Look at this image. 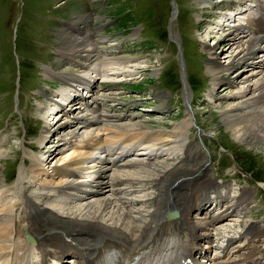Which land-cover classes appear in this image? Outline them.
<instances>
[{
    "label": "rangeland",
    "instance_id": "374dc122",
    "mask_svg": "<svg viewBox=\"0 0 264 264\" xmlns=\"http://www.w3.org/2000/svg\"><path fill=\"white\" fill-rule=\"evenodd\" d=\"M239 1L248 0H0V178L5 179L1 191L14 196L18 168L23 162H26L28 167L31 166L32 161L25 157V146H29V149L38 154L39 139L44 135L45 126L50 124L54 129L59 123L67 120L66 116L61 115L56 119L54 115L48 117L55 111L50 113L47 101L55 100L57 94H65V91L61 92L65 88L61 79L71 76L67 75L65 78L63 73L58 80L49 77L47 70L53 73L69 71L82 75L87 72L90 65H98L89 74L82 76H87L86 78L95 76L94 70L100 72V76L105 75L97 78V87L104 96L103 109L117 114L121 117L119 119L124 116L122 120L111 119L112 121H104L100 125L101 128L115 126L112 130L103 131L104 138L127 137L129 134L127 130H136L134 128L137 126L145 127L149 131L175 132V126L182 123L187 115V98L184 91L188 89L193 105L190 109L196 118H192L194 122L192 121L186 135L189 142L199 147L198 150L195 149L199 154L196 155L198 158L195 156L189 159L183 151H176L174 155L155 158V161L153 159L150 162L153 164L151 168L159 165L176 168L181 165L183 168L196 171L204 165L200 169L201 174L192 175L198 179L197 182H205L206 186H209V183H218L224 192L229 189L232 196H238L243 190L253 193L252 201L244 213L233 215L216 229L214 232L216 243L222 244L225 241L224 236L223 238L221 235L218 236V229L226 230L222 235L234 236L235 233L245 232H242L241 228L245 222L248 225L258 224L264 228V149H260L256 142L236 140L223 120V114L239 102L228 97L232 93L240 95L245 88L254 85L261 76L254 78L252 73L257 72L260 67L263 68V65L259 64L258 67L247 70L242 67L243 65L240 66L241 70L240 67L232 68L224 77L223 84L233 83L236 88L230 89L225 85L229 88L226 91L216 90V80L209 70V62L215 54L218 62L226 65L230 47L225 39L227 40L231 30L227 27L218 30L216 22L219 17L224 16L223 13L228 7L237 5ZM240 9L246 10L248 7ZM237 19L240 20V17ZM70 23L79 31L68 32L82 38L85 33L87 36L91 33L97 37L96 42L102 43L103 46L101 44L96 46L100 48L95 53L100 55L103 63L106 60L109 62L108 59L111 58L123 64L120 66L107 62L104 65L102 62L96 64L94 58L92 62L87 61L88 69L75 67L73 64L76 62L63 56V49L59 51L64 47L62 34L70 27ZM113 44L117 46L114 47ZM209 46L212 52L209 51ZM257 55V60L264 61L262 51ZM75 60L85 64L82 59ZM244 72H246L244 75L238 77ZM245 77L250 79V82L244 83ZM185 79L188 80V88ZM41 92H45L46 96ZM163 93L167 94L168 98L158 99L157 96ZM221 97L222 99L218 100ZM163 106L169 107L168 113L159 112V107ZM135 113L142 114V117H125ZM58 120L59 123L56 125ZM75 125L78 124L73 123L72 128L53 135L54 140L51 138L46 140L40 150L50 151L56 145L59 148L64 147L59 142L65 131L78 128ZM93 132L83 129L80 135L86 136ZM207 135L213 137H206ZM53 141L55 144L52 145ZM57 155L59 158L64 156V150L60 149ZM44 160L46 158L41 161L45 162ZM236 165L249 174L240 173ZM49 166L53 168L52 163L47 165V168ZM51 171L52 169L49 173ZM144 173V170L136 168L131 174L144 180L146 176ZM186 175L185 172H181L178 177ZM252 176L262 183L256 182ZM36 180L33 174L28 173L24 185L36 192L39 190V185L36 184L44 181L45 177L39 176V182ZM144 187L147 190L151 188L149 185ZM183 191L181 195L184 196L188 188H184ZM193 193L191 191V194ZM108 194L105 193L103 196ZM146 194L140 193L138 196L144 198ZM124 196L121 197L126 198ZM152 196L156 197L148 202V208L138 206L144 209L146 214L156 208L157 193H153ZM61 197V204H64L59 209L66 205L72 206L73 209L78 204L68 200L70 197ZM101 197L88 201H95ZM191 198L189 202L193 203L194 200L191 201ZM136 205L124 209L135 210ZM3 209L1 203L0 211ZM133 216L144 219L143 214L133 213ZM229 225L232 232L228 228ZM241 240L236 245L244 248L249 240ZM226 245L227 243L218 247ZM235 252L237 253L238 249L234 250L235 255L232 254V259L238 255ZM70 259L69 257L65 260Z\"/></svg>",
    "mask_w": 264,
    "mask_h": 264
},
{
    "label": "bare ground",
    "instance_id": "6f19581e",
    "mask_svg": "<svg viewBox=\"0 0 264 264\" xmlns=\"http://www.w3.org/2000/svg\"><path fill=\"white\" fill-rule=\"evenodd\" d=\"M248 2L252 1H239L235 6H247L248 4L246 3ZM252 7L253 15L244 17L243 19L240 18V20H238L236 16L233 21L227 20L229 21V27L227 28H230L231 31H229L230 34H228L227 40L225 39V42H228V47H230V52L226 56V65H221L215 54L209 62V70L216 80V90L224 89V91H226L229 89L228 87H230V89L236 88L233 83L223 84L224 77L227 76L232 68L243 65L242 67L247 70L252 67H258L259 64L263 65V68L260 67L257 72L252 73V76H255L254 78L261 76L254 85L245 88L240 95L232 93L231 96L228 97V99H235L239 102L223 114L224 125L232 132L236 140L256 142L260 146V149L263 150L264 61L260 62L257 60V54L259 51H262L264 60V0H254V5H252ZM244 13L245 12H239L238 17H241ZM175 18L176 17H174V19ZM223 27L226 28V25L216 28L222 30ZM72 33L73 32L70 33L65 30L63 34L66 35L63 36L62 34V41H64L62 43L64 47L59 49V51L62 49L64 50L62 55L70 59V61H75L76 63L73 64L75 67L88 69V66H86L88 65L87 61L92 62L94 58L95 61H97L96 64H99L100 55L95 52L100 48L96 46L102 45V43L96 42L95 39L97 37H93L92 34L89 33L88 39V36L85 35L86 33L83 38ZM105 42L104 40V43ZM113 46L115 47L117 44H113ZM208 49L212 52L210 46ZM68 51H71L70 54H64ZM76 58H78V60L82 59L81 61H85V64L78 63L75 60ZM108 60L109 62L106 60L107 64H112L114 66L123 64H119L120 61L117 59L113 60L110 58ZM106 62H102V65L106 64ZM242 67L239 69L241 70ZM93 69L94 67L90 65L86 73L89 74ZM46 73L47 75L50 74L48 75L49 77L55 79L62 77L63 73L65 78L67 75L71 76L70 78L61 79L65 87L63 91H66L68 88L71 89L77 84L93 87L95 82L93 76L90 77L89 75L90 78L82 76L86 73L82 75H80L81 73L76 74L69 71L53 73L49 70H47ZM245 73L246 72L241 73L238 77ZM115 74L116 72H114L113 75ZM244 79V83L250 82V79L246 77ZM184 82L188 88V80L185 79ZM225 85H228V87ZM184 92L187 98V115L182 123L175 126V132L148 131L145 127H139L133 130V135L136 137L135 139L129 138L122 142L116 140H100L98 134H100L101 128L95 129L92 138L87 140H75L81 137L80 131L83 128L97 126L103 122L104 118L107 120L115 118L120 120V116L101 110L103 104L100 97L94 96L91 100L83 99L81 106L76 105V99L68 103L70 97L66 99L65 103H63L64 105L58 103L59 107H56L57 109L59 108L60 111L58 113L53 112L48 117L54 115V119H56L61 115L66 116L67 120L63 123H59L58 120L56 125L59 124L55 126L54 129H52L54 126L50 124L45 126L44 135L39 139L40 147L38 149V154L29 149V146H25V157H28L32 161V164L28 167L26 162H23L18 168L14 196L1 191L2 187H4L3 184L5 179L0 178V202L4 207V209L0 211V264H56L63 261L68 255H72L77 264H98L103 252L110 247L111 243H114L120 248L126 257L135 256L141 251H146L151 246H154L158 242L160 236L172 225L180 227L181 231L183 228L192 230L199 244L211 241V245L208 248L205 247V251L208 252L211 249L220 251L214 264H264V228L258 224L252 223L248 225L247 222L242 223L241 227L244 229V233H235L234 236H224L227 245L225 247H218L224 246L225 244L216 245V248L212 242V237L207 235V233L202 234V232L205 231L204 224L195 221L206 219V222L215 226L222 223L226 217H231L235 212L237 214L244 213V211L247 210L246 207L249 206L253 198V193L251 191L243 190L241 194L232 198L226 193L219 192V185L209 183L205 192L196 196L199 197L198 200H202L199 207L208 203L210 194L215 193L216 196L212 197V200L216 198L219 204L225 203L227 209L220 215H215L212 212L208 213L206 210L205 215L193 217L191 214L192 208L189 206L185 207L180 191L184 186H195L192 184L197 178L192 175L196 173L201 174L202 171H200V169L204 165L196 171L195 169L190 170L183 168L181 165L176 168L164 165L151 168L153 164L150 162L152 161L151 156L153 153L161 151L168 155H174V152L179 150L184 151L189 159L194 158L198 154H196L197 151H195V149L198 150L199 147L197 148V146L194 145L195 143L189 142V137L186 135L188 128L194 122L192 118L194 117L195 119L196 115L192 109H190L193 105L188 89H185ZM41 94L46 96L45 92H41ZM157 98L165 100L168 96L163 93L159 94ZM226 98L227 97H223V99ZM219 99L221 100L222 97L218 98V100ZM50 101L52 100L49 99L47 101V105ZM70 103L74 106H70ZM68 106L71 107L70 110H66ZM82 107H84L88 113L83 115L75 114L76 110ZM168 111L169 107L167 106L159 107V112L168 113ZM76 122L77 124H82L84 127L79 125L78 128L65 131L62 139L60 138L61 142H59V144L64 147L59 148V146L56 145L57 147L54 146L50 151L44 152L42 149L40 150L46 140L48 141L50 138L54 140L53 135L67 128H72L73 123L75 124ZM123 135L125 134H122V136ZM53 144H55L54 141L52 145ZM68 145H72L71 148L75 150L66 149ZM60 149L61 151L64 150L65 155L59 158L57 154ZM132 150L139 151V155L147 157V160L139 159L137 161L123 163V159L122 163L117 165L116 162L120 160L119 158H124V154ZM29 151L34 153H30ZM39 155L42 156V159L46 158V160H44L45 162L41 161L42 159L40 160L41 156ZM51 163L53 164V168H50V166L47 168V165ZM108 164H113V166L117 168L133 169V171H136V168L137 170H144V174L146 175L145 179L143 178L144 180H141L135 177L131 174L134 172H122L124 170H119V172L112 176L108 175L110 171L106 167ZM47 169H49V171L52 169L51 173H49ZM181 172H185L187 175L185 177H178L181 175ZM28 173L33 174L37 182H39V176L45 177L44 181L38 184L35 183L39 185V190L36 192L31 191V189L29 190V188L24 185ZM92 177L99 179V182L90 186L91 181L85 178ZM75 178L83 180L77 181ZM175 179L177 182L180 180L181 182H179L177 184L178 187L174 189L178 191L170 194L171 187L176 182L174 181ZM186 182L188 183L185 184ZM204 183L198 182L197 187L203 188L206 185ZM136 184L143 187L147 185L151 187V185H153L157 190L158 197L156 199V208H154L153 212L149 211L148 214H146L142 208H136L135 210L131 209L132 211L130 209L129 211L125 210L126 207L142 204L143 201L146 202L150 200V198L145 200L135 199V194L139 191L135 188ZM88 187L91 188L89 191L84 189ZM108 187H110L106 192L109 193L108 195L96 199L95 201H88L89 198L87 197L105 194V190L108 189ZM150 189H152V187ZM227 191H229V189ZM82 193L87 195V197ZM188 194L189 193H186L185 195ZM65 195L73 198V201H79L80 203L73 209L71 208L72 206L68 207L66 204L67 207L65 206L59 209V207L64 204H60V197ZM123 195L129 199L121 197ZM56 199L60 200V203ZM173 210L178 211L180 217L169 224L166 222V215ZM133 213L136 215L143 214L144 219L133 216ZM228 228L230 232L233 231L230 225ZM27 235L32 236L34 242L29 243L26 240ZM241 239H248L250 243L244 248H236L235 243L239 242ZM35 242L36 244H34ZM236 249H238V252L235 253L238 255L235 259H232L233 255H235L234 250ZM194 252L201 254L203 250L200 247L193 246L190 250V254ZM192 264L200 263L195 261Z\"/></svg>",
    "mask_w": 264,
    "mask_h": 264
}]
</instances>
